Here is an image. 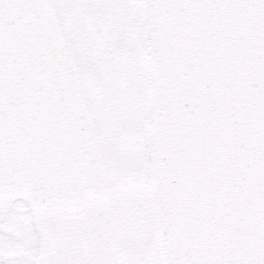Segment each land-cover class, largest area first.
<instances>
[{
	"label": "snow or ice",
	"instance_id": "snow-or-ice-1",
	"mask_svg": "<svg viewBox=\"0 0 264 264\" xmlns=\"http://www.w3.org/2000/svg\"><path fill=\"white\" fill-rule=\"evenodd\" d=\"M0 264H264V0H0Z\"/></svg>",
	"mask_w": 264,
	"mask_h": 264
}]
</instances>
